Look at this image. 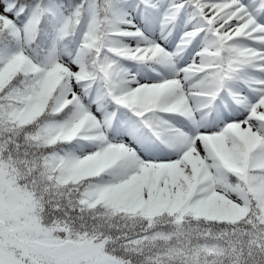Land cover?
Segmentation results:
<instances>
[{
    "label": "snow or ice",
    "instance_id": "1",
    "mask_svg": "<svg viewBox=\"0 0 264 264\" xmlns=\"http://www.w3.org/2000/svg\"><path fill=\"white\" fill-rule=\"evenodd\" d=\"M0 264H264V0H0Z\"/></svg>",
    "mask_w": 264,
    "mask_h": 264
}]
</instances>
